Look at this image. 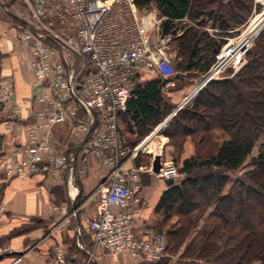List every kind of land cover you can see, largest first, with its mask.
<instances>
[{"label":"built area","instance_id":"obj_1","mask_svg":"<svg viewBox=\"0 0 264 264\" xmlns=\"http://www.w3.org/2000/svg\"><path fill=\"white\" fill-rule=\"evenodd\" d=\"M150 10L154 13L152 8L139 10L135 0H53L51 12L62 29H52L51 21L42 25L49 33H38L36 27L22 29L23 43L34 40L30 60L34 75L31 113L29 119L21 116V108L5 84L0 103L10 106L7 114L11 113L4 128L9 131L24 127L26 131L24 141L13 142L6 175L47 174L54 178L72 170L82 176L92 167L102 169L97 187L86 198L94 197V212L83 215V224L77 229L78 235L89 240L90 250L82 255L59 244L41 264H94V252L99 247L117 259L116 264H120L118 258L122 255L138 263H152L167 252L163 234L136 230L142 203L141 176L147 173L179 182L181 172L172 161L162 160L161 153L160 167L154 171L155 155L148 143L165 130L181 105L218 72L239 64L250 42L227 59L223 49L234 45L240 36L218 48L213 63L195 85L199 84L197 90L188 99L185 96L168 116L131 146L119 120L140 82L139 75L154 73L164 79L161 82L166 87L173 84L178 72L169 49L172 34L162 33L160 28L163 17L155 15L152 28L145 27ZM68 122L71 127L64 145L54 128ZM143 151L151 155L150 163L136 165L137 155ZM80 206L69 211L66 204L54 205L57 219L51 233L64 230ZM10 252L11 247L4 245L0 256ZM24 255L21 250L6 264H18Z\"/></svg>","mask_w":264,"mask_h":264},{"label":"trees","instance_id":"obj_2","mask_svg":"<svg viewBox=\"0 0 264 264\" xmlns=\"http://www.w3.org/2000/svg\"><path fill=\"white\" fill-rule=\"evenodd\" d=\"M135 4L139 10L154 8L163 17L161 31L172 34L170 44L174 42L180 58L176 70L198 73L209 69L220 39L251 10L249 0H135ZM162 87L157 78L136 85L122 114L124 129L136 140L129 145L169 114L171 105L163 100ZM169 123L163 133L173 147L181 151L185 140L194 136L196 150L182 159L184 177L163 190L158 210L164 216L175 211L185 218L180 235L184 239L197 226L193 211H199L198 219L212 206L197 231L200 240L192 239L182 252L189 254L188 264H250L254 260L264 264V30L233 77L208 81ZM213 129H221L228 137L214 142ZM176 136H181L177 145ZM260 137L258 153L251 158L253 167L229 185L228 172L244 163ZM135 163L139 165L137 159ZM166 235L176 246L178 229Z\"/></svg>","mask_w":264,"mask_h":264},{"label":"crops","instance_id":"obj_3","mask_svg":"<svg viewBox=\"0 0 264 264\" xmlns=\"http://www.w3.org/2000/svg\"><path fill=\"white\" fill-rule=\"evenodd\" d=\"M52 1L0 0V75L2 77L0 81L2 82L4 78L13 81L14 100L21 108L20 113L24 119H29L31 113L29 105L34 75L30 60L34 40L23 43L20 38L21 32L23 28L36 27L38 33H49L48 29L42 27L48 21L52 22V29H62L59 19L51 12ZM178 72L182 75L176 76L173 84L162 87L161 92L163 100L171 105V109L191 91L203 75L195 70ZM154 78L160 80L154 73H142L139 77L141 83ZM163 92L167 94L166 98ZM8 109L10 106L5 107L0 103V249L8 245L12 252L1 255L0 264L9 263L21 250L25 255L18 264H41L49 257L54 247L62 244L70 249L74 240H76V250L82 255L85 254L90 250L91 244L86 237L77 234V229L83 224V215L94 212V197L89 200L86 198L97 187L102 169L92 167L82 176L72 170L67 175L54 178H50L47 174L6 175V168L10 165L9 151L14 139L24 141L26 133L24 127H15L9 131L4 128L3 123L9 119L8 114L11 113L9 111L7 114ZM124 125L125 119L121 115L119 126L122 132ZM70 127L71 124L68 122L56 125L54 128L56 137L64 145ZM157 137L155 144L157 150H150L154 155H159L170 147L167 145L169 137L163 132ZM186 146L191 145L185 140L184 147ZM145 174L141 176L142 187L139 196L142 203L136 230L139 233L148 230L154 234H163L166 238V229L163 228L166 219L163 218L164 215L158 219L161 210L157 207L161 193L169 184L165 180L157 181L151 174ZM61 204H66L69 210L81 206L76 216H73L71 225L68 224L64 230L57 229L51 233L57 219L52 207ZM94 253L97 255L94 264L117 263V259L106 255L100 247L96 248ZM118 263L169 264L162 259L152 263H138L127 255L119 257Z\"/></svg>","mask_w":264,"mask_h":264},{"label":"rangeland","instance_id":"obj_4","mask_svg":"<svg viewBox=\"0 0 264 264\" xmlns=\"http://www.w3.org/2000/svg\"><path fill=\"white\" fill-rule=\"evenodd\" d=\"M249 2L251 3V10L249 12V15L248 17L242 22L240 23L239 25H237L235 28L229 30V33H227V35H224L223 36V40L220 39L222 42L220 43V47L221 48L225 43L227 42H231V41H236V39L241 35L242 32H244L247 27L250 25V23L252 22V20L260 13L263 12L264 10V0H249ZM151 9V7H149ZM154 9V8H152ZM152 11L151 12V15H149V17H147V19L145 18V21H144V24H145V27L146 28H152V25L155 21H151L152 19H154L155 15L157 17L158 14H157V11L154 9V13H153V10H150ZM156 11V13H155ZM143 14V13H142ZM154 15V16H153ZM150 19V20H148ZM181 25V24H180ZM207 29H210L209 27H206ZM264 30V27H262L259 32L256 34V37H254L251 41H250V45L249 47L246 49V51L244 52V55H243V59H241L240 63L239 64H236L234 66H228L226 67L224 70L218 72L215 76V78L213 79H222V78H225V77H233L240 69L241 67L247 62V52L253 47V45L255 44L256 40L258 39L260 33ZM169 49L171 50V52L173 53L174 55V58H173V62L174 64L176 65V62L178 61V59H180L179 57L176 56V53H175V49H174V42L170 44L169 46ZM144 74V73H143ZM142 75V74H141ZM139 75V77L141 76ZM5 80V81H3ZM1 84H0V96L3 95V91H4V87H5V84H8V89H11L12 90V93L14 94V88H13V81L9 80V79H3ZM210 81V80H209ZM207 84V83H206ZM205 84V85H206ZM204 85V86H205ZM203 86V87H204ZM195 87H193L191 89V91L187 94L189 95L193 89ZM200 90V89H199ZM198 90V91H199ZM197 91V92H198ZM196 92V94H197ZM164 93V92H163ZM193 95V97L190 98V100L186 103H184L183 105H181V108L182 107H185L186 105H188V103H190L195 95ZM164 97L166 98L167 97V94L164 93L163 94ZM185 95V96H187ZM184 99V98H183ZM183 99L181 100V103L183 101ZM173 109H171V111L169 112V114L172 112ZM168 114V115H169ZM167 115V116H168ZM173 117V116H172ZM172 117L169 119V121L167 122V126L165 129H167L169 127V122L170 120L172 119ZM127 128V127H126ZM125 130V129H124ZM124 132V135L126 136L127 138V141L131 143V145L133 143L136 142V140H134V136H130L128 133H127V130L123 131ZM211 136H212V140L214 142H220L223 138H227L228 135L226 133H224L221 129H213L211 130ZM180 135V134H179ZM198 136V135H197ZM181 137V136H180ZM180 137L178 138L177 136L174 137V141L177 144H179L178 142L181 140ZM157 135L155 137H152L151 140L149 141V148L153 149V151H156L157 150V147H155V144H156V139H157ZM142 139V138H141ZM140 139V140H141ZM16 139H14L15 141ZM139 140V141H140ZM196 138L194 136H191L190 138H187L186 141L190 143L191 146H186L184 147L183 145V148H181V152L178 150V149H175L174 147H172L171 145V141L170 139L168 140L167 142V145L170 146L168 149H164V151L161 153V158L162 160H167V161H172V163H174V165L177 167L178 171L180 172V168H181V164H182V159L183 158H186V157H190L191 155H194L195 154V150H196ZM263 140V137H260V139L256 142L255 146L253 147L252 149V152L251 154L249 155V157L244 161V163L236 170H233V171H229L228 172V175L230 177V183L229 185L236 179V178H242L244 176V173L247 172L248 170H250L253 166H252V163H251V158L256 156L257 153H258V148H259V145L260 143L262 142ZM206 145V143L204 144ZM137 162L139 165H148L150 163V160H151V155L145 151L143 152H139V154L137 155ZM142 175H146L145 173H143ZM151 176L153 178H155L157 181H160L163 180L160 176L158 175H153L151 174ZM145 177V176H144ZM184 175L183 173H181V178H183ZM175 183H179V182H175ZM212 210V206L208 207L206 209V211L204 212V214L200 217V218H195V216H198L199 215V211L198 210H195L193 211L192 213V217L196 220L197 222V226L195 228H192V229H189V232L188 234L185 236L184 239L181 238V226L184 224V221H185V218L181 216V214H178L176 213L175 211H170L168 212L165 217H163V213L162 211L159 212V215H158V219H161L162 217L165 220L164 224H163V228H165V235H166V232L169 231V230H173V229H178V234L177 237L180 236L179 240L177 241V244L176 246L174 245L173 242H170L169 243V237L166 235V241H167V245H168V251L166 252V254L161 258L162 260L164 261H168L169 264H188L189 263V260L191 258H189L187 255L189 254H186V255H183L182 252L184 251V248L185 246L192 240V239H196V240H200L198 234H197V231L203 226V224L206 222L207 220V216L208 214L211 212ZM70 211V210H69ZM198 213V214H197ZM72 218L71 217L69 219V221L67 222L66 226L69 224L71 225L72 223ZM212 220V219H211ZM234 226H236L234 224ZM184 227H187L186 225ZM183 228V227H182ZM185 229V228H184ZM181 239L183 240V242L181 241ZM74 242V243H73ZM72 242V247L69 249L70 251H77V246H76V240H74ZM172 247V249H171ZM191 248V247H190ZM73 249V250H71ZM78 252V251H77ZM189 253V251H188ZM193 260V259H192ZM199 261H204L203 259L199 260ZM196 262V261H195ZM193 263H194V260H193ZM212 263V262H211ZM213 264H214V261H213ZM250 264H260V261L259 260H254L252 261Z\"/></svg>","mask_w":264,"mask_h":264},{"label":"bare ground","instance_id":"obj_5","mask_svg":"<svg viewBox=\"0 0 264 264\" xmlns=\"http://www.w3.org/2000/svg\"><path fill=\"white\" fill-rule=\"evenodd\" d=\"M264 27V10L262 13L258 14L247 27V29L241 33L237 42L233 45H228L223 49V54L226 57L231 56L235 50H237L240 46H244L248 42H250L259 30ZM251 44V43H250ZM235 58V57H234ZM150 144V143H149ZM152 152V151H151Z\"/></svg>","mask_w":264,"mask_h":264},{"label":"water","instance_id":"obj_6","mask_svg":"<svg viewBox=\"0 0 264 264\" xmlns=\"http://www.w3.org/2000/svg\"><path fill=\"white\" fill-rule=\"evenodd\" d=\"M218 52V48L216 49V53ZM182 75V73L181 72H177L176 73V76H181ZM160 78V80L161 81H164V79L162 78V77H159ZM199 85V84H198ZM198 85L197 86H195V88L193 89V91L189 94V95H187V99L190 97V95H192L196 90H197V87H198ZM186 99V100H187ZM185 100V101H186ZM160 157H159V155H155L154 156V158H153V161H152V166H153V169H154V171H158V168L160 167ZM173 182V180L172 179H167L166 180V183L167 184H171Z\"/></svg>","mask_w":264,"mask_h":264}]
</instances>
